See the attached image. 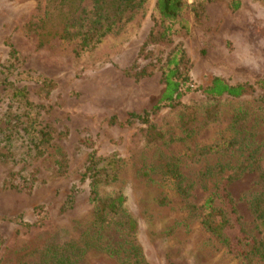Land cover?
Returning <instances> with one entry per match:
<instances>
[{
  "label": "rangeland",
  "instance_id": "374dc122",
  "mask_svg": "<svg viewBox=\"0 0 264 264\" xmlns=\"http://www.w3.org/2000/svg\"><path fill=\"white\" fill-rule=\"evenodd\" d=\"M156 1L125 12L78 55L92 34L93 0H0V264H129L113 255L129 248L127 241L141 247L146 264H247L205 229L197 209L234 175L235 242L262 239L249 195L264 171V94L213 98L200 88L216 77L232 85L264 78V0L208 4L200 19L190 17V31H179L170 46L150 47L146 59L140 51L159 29ZM177 49L192 91L154 112ZM142 69L147 73L137 76ZM49 84L50 95L41 97ZM33 115L50 127V143L26 132ZM150 125L164 134L158 143L149 142ZM217 144L231 145L208 151ZM92 154L114 161L117 180L100 193L125 197L135 236L126 238L115 218L105 228L95 223L85 177ZM39 210L48 217L41 220ZM253 263L264 264L257 257Z\"/></svg>",
  "mask_w": 264,
  "mask_h": 264
},
{
  "label": "trees",
  "instance_id": "16d2710c",
  "mask_svg": "<svg viewBox=\"0 0 264 264\" xmlns=\"http://www.w3.org/2000/svg\"><path fill=\"white\" fill-rule=\"evenodd\" d=\"M65 1V0H64ZM192 1V2H191ZM157 0L156 11L159 17V29L152 31L147 37L140 55L144 58L150 57V47L155 46H170L174 43V36L179 31H190V17L194 16L196 19H200L206 12L207 5L219 0ZM145 0H93L92 6V27L89 32L91 35H87L81 44H79L80 50L78 55L88 49L94 47L100 40L107 34L111 33L117 23H119L125 12L132 11L141 5ZM234 9L238 10L240 4L233 2ZM67 22V20H66ZM64 23V21H63ZM62 38H67V28L62 32ZM49 37L48 34H44ZM93 43V44H92ZM11 58L18 59L16 50L12 48L10 52ZM185 53L182 49H177L174 55L167 60V71L163 74L164 90L161 98L152 111L156 112L160 110V106H175L179 105L185 94L192 91L189 83V78L186 77L181 69L183 58ZM147 73L146 69L137 72V76H142ZM51 83V82H49ZM47 84V83H46ZM52 85V86H51ZM54 84H49L46 87H42L40 90L41 97H47L52 91ZM202 93L213 97L220 98L224 96L240 98L247 95H252L257 90H261L264 94V78L260 79L256 83H244L238 85H232L222 77H216L212 83L206 88H200ZM26 99L24 91L18 92ZM18 95V94H16ZM19 97V96H18ZM208 111L206 115L208 116ZM142 120L146 123H150L149 114L142 117ZM48 125H45L39 120V117L31 116L28 119L26 132L33 135L36 140H40V144H47L52 141L51 132L48 129ZM50 128V127H49ZM186 131V130H185ZM193 128L191 129V132ZM150 144L158 143L164 138L163 132H159L157 127L150 125L147 131ZM231 144H217L208 148L209 152H220L228 149ZM60 169L63 168L62 162L58 163ZM114 164L113 160H101L92 154L89 158V163L86 169L85 177L90 180V198L95 204V223L101 227H106V223H110L112 219H118L116 224L121 226L119 231L125 235V237L135 236L138 232V224L135 219L128 216L125 209V197L123 195L107 196L103 197L100 193V186L104 183H111L117 180L118 175L116 170L112 168ZM258 184L260 189L249 195L250 206L252 214L255 220L260 223L264 229V171L258 170ZM172 174L175 181L178 184V189L182 194L187 193L181 185V174L175 168H172ZM240 175H234L229 177L228 180L223 182L217 190L212 193L204 202V204L197 209L200 210V217L202 218V224L209 232L219 238L228 248L229 252L237 257L242 258L247 264H254L253 258L257 257L261 262H264V232L263 237L260 240H243L236 244V240L233 236V228L237 220L239 219L237 209L234 204V200L228 192V187L235 179H238ZM219 201L222 206H215ZM196 209L195 206H193ZM39 210V217L41 220L48 217L47 214H43ZM21 217L17 218V221ZM42 223V222H40ZM27 227L31 225L24 224ZM103 225V226H102ZM3 243V239L0 236V247ZM129 248L125 250H116L113 255H116L124 262L129 264H146V259L141 247L134 241H127ZM259 264V263H255ZM261 264V263H260Z\"/></svg>",
  "mask_w": 264,
  "mask_h": 264
},
{
  "label": "built area",
  "instance_id": "2783aa9c",
  "mask_svg": "<svg viewBox=\"0 0 264 264\" xmlns=\"http://www.w3.org/2000/svg\"><path fill=\"white\" fill-rule=\"evenodd\" d=\"M189 1H191V0H189Z\"/></svg>",
  "mask_w": 264,
  "mask_h": 264
}]
</instances>
